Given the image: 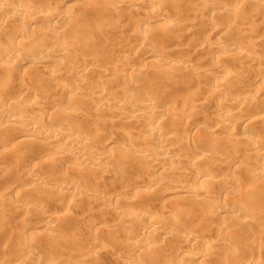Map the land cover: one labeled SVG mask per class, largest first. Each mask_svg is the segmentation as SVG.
<instances>
[{
	"label": "bare ground",
	"instance_id": "6f19581e",
	"mask_svg": "<svg viewBox=\"0 0 264 264\" xmlns=\"http://www.w3.org/2000/svg\"><path fill=\"white\" fill-rule=\"evenodd\" d=\"M186 1L188 2L189 0H186ZM186 1H185V3H186V5H188V3ZM193 1L194 0L189 1L191 6H192V4H193V6H195V3L196 4L198 3L199 5H200V3L201 4L203 3V2H199V0H198V2H197V0H196V2H193ZM221 4H223V2L221 0H217L215 2V5H216L215 8L219 9V10H217L219 12L216 11V13H220V14L224 13L225 14L224 11H226L228 9L227 8L222 9ZM252 5H253V10H251L246 15L243 14V17H242V15L240 17L241 21H243L249 27L248 31H251V32H252L253 26L255 24L254 23L255 20L258 18L257 14L259 15L264 10V5H258V4H252ZM162 6H160V7H162ZM190 7H189V9H191ZM195 8H196V12H197V10H198V12H200V10L197 9L196 6H195ZM163 9L166 10V8H163ZM193 9H194V7H193ZM213 9H214V7H213ZM54 10H55V8L54 9L50 8V9H47L46 12L44 13L41 10H38L37 8H35L33 6L22 5V4H20V5L19 4H9L8 0H0V31L2 32V30H4V32H2L3 35L0 36V64H2V66H3V69H1V71H0V123L8 125L10 128L21 129L22 135L18 137L21 140L20 144L25 145V146H27V144H29L31 147L29 149L26 148L27 150L23 151L24 154H21L22 152L19 153L20 156H18L17 153H15L16 154V156L14 157L15 159L13 158L14 161H12L9 169H11V170L14 168L16 169V167L19 165H22L25 163L30 164V163L34 162L37 159V157L40 156V155H38V151L36 152V149L38 147L39 148L45 147V149L49 148L52 152H54V153H51V156L46 157V159H48L50 161L49 164H51V166L53 165L56 168V166L59 165V167H60L61 163H63L65 161L64 160L65 155L62 156L63 153H65V154H69L74 159L79 160L80 164L83 165V166H81V165L78 166V168L76 167L79 170V171H77L78 173L81 174L85 170L87 171L88 169H93L99 173L97 178L98 177L101 178L104 175V169L101 167L102 164L99 163L100 160L98 161L96 156H98L100 158L102 156L104 157V155L100 154V153L98 154L96 148L93 147L94 144H92V142L90 140L81 137L76 132L77 130L75 131L74 130L75 128L74 129L72 128L74 126L69 125V123H71V121L70 122L69 121L68 122H60L61 120L60 121H59V119L56 120L57 116L55 114V112H56L55 108L60 106L59 101H61L62 96L59 97V95H60L58 93L59 91L58 92H57V90H56V92H55V90L50 91V89L48 87H50V85H52V84H57L58 82H60V80L62 78L60 77L61 74H59L58 72H59V70L60 71L62 70V66H63L62 64H60V62L64 61L65 59L67 60V57L69 58V55H71V53L63 50V43L60 39V25L58 24L57 21H52V19H51L52 17L54 18ZM165 10H162V8H160L158 10L159 14L149 12V11H147V12L143 11V13L145 15H143V17H142V18H144V19H142V22L144 23L145 34L142 35L140 33V27H139L140 24H136L135 30H134V38H136V40L138 42L137 44L140 47H146V46L150 47L152 45H155L153 40L156 38H163L164 36H167V34H169L171 32V31H168V29L171 26H172L171 27L172 29H174V27H176L172 31V32H175V40H180L181 38L184 37L183 36L184 32H186L188 30L190 25L187 26V23H185L186 21L184 19H183L184 21H181L178 19H176V21H175V18H173V17H174V15H176V13H174L173 16H170L171 18H173V20L169 17L166 18L167 15L165 16V14H168L170 12H169V10H167V11H165ZM163 11L168 12V13L164 14ZM191 12H195V10H193ZM170 14H173V13H170ZM199 14H201V13L197 14L198 17L201 18L202 15L199 16ZM193 15H194V17L196 16L195 13H193ZM177 16L178 15H176V17ZM226 16H228V15H226ZM165 18L168 20H166ZM263 18L264 17H262V19ZM49 19H51V20H49ZM164 19L166 21L162 22V24L160 23L159 26L157 25V26L152 27V24L154 22H158V21L161 22V20H164ZM138 20L140 21L141 18L140 19L138 18ZM138 20H137V22H139ZM38 21L43 26H45L47 24L46 27H48V25H49L50 28L49 29L46 28V29H42V30L40 29L39 33H36L37 31L34 32V29H35L34 24H36V22L39 23ZM260 22H262V21H260ZM156 24H158V23H156ZM42 25H40V26H42ZM255 26L257 27L258 25L256 24ZM35 27H36V25H35ZM257 28L256 29L254 28L256 30L254 32L256 35H257V31H258ZM47 29H48V31H47ZM172 29H169V30H172ZM254 29H253V31H254ZM259 31H260V29H259ZM28 34H30V36H36V37L29 40V42H28L24 38ZM229 34H230V32H229ZM259 35H262V34H259ZM263 36H264V34H263ZM263 36H261V37H263ZM46 41H49L50 43H48ZM242 42L243 41H239L236 43L233 42L229 46H226V44L215 43L214 48H216L217 50H220L218 52L222 53V54H217L216 59H217L218 64L214 65L216 63V61H215V63H213L214 66L212 65L213 68H211L213 70V72H215V69L220 67V64H221L220 61H222V63H224V62H226V60H227L226 63L229 62V64H232L233 70H235L234 71L235 73H236V71L240 73L241 70H242V72L245 70V67L243 66V64L244 65L246 64L248 66L246 68H253L255 70H256V68H258L260 66L259 63L261 64V62L260 61L257 62L258 58L256 60L253 59V58H255L254 57L255 53L253 52L254 50L252 49V47H254V44H252V46H245L244 45L245 43H242ZM249 42H250V39H249ZM258 42L261 43V41H258ZM204 43L205 42H203L200 45V48L198 49L199 52L202 54V53H205L208 51L207 53H209L211 55V52H213L212 51L213 47L210 45L204 44ZM251 43H254V42L251 41ZM260 43H259V45H260ZM255 44L257 45V42ZM248 45H249V43H248ZM152 47H150V48H152ZM196 47H198V46H196ZM251 49L253 51H251ZM156 52L157 51H155V52L152 51V52L148 53L146 56V60H147V62H149L153 65H158V64H160L159 62L161 61V66H166V67H165V69L162 68L163 72H162V70L160 72H162V74L168 78V79L165 78L166 80H169V78H170V81H171V78L185 75V76L191 77L192 79L190 78V80H193L194 78L197 80H202V82L206 83L207 86L210 87V90H208L207 92H205L201 95L202 96L201 101L203 103H209V104L211 102L213 103L214 99L220 98L219 96H224V95L227 96L228 94L230 95L232 93V92H230V91H233L230 88L232 86H230L229 85L230 83H228V82L233 80L231 78L232 77L234 78V76H233L234 72L230 70V67L228 68L229 72L227 71L228 76L225 75V77L223 76L224 78L219 77L218 79H216V78L214 79L213 77H210V71H209V73H207L208 72L207 70H203L204 72H201V71L198 72V71L192 69V67H194V65L192 64V61L189 60L188 58L181 57V56L179 57L176 55H174V57L172 55L171 58H164V57H162V54L161 55L157 54L159 51L157 53ZM252 53H254V54H252ZM72 55H71V57H72ZM73 57H75V55H73ZM263 57H264V53H263ZM242 58L243 59L247 58V59L245 61L244 60L241 61ZM58 59L61 61L59 62ZM259 59L261 60L260 57H259ZM44 60H46V61L51 60L49 62H53V64L51 67L44 69L43 75L41 74V77L38 76L37 78H35L36 80H34V81L31 80L32 82H30V83H32L33 85L26 82L28 80H26V78H24V76L22 77V79H21V77H18L21 74L26 73V70L22 68L23 65H26L27 63L29 64L31 62L44 63ZM71 60H72V58H71ZM73 63H72V65H73ZM76 65H78V64H76ZM168 66H170L172 68V70H169L168 68H170V67H168ZM221 66H223V65H221ZM66 67H68V65H66ZM75 67H78V66H75ZM79 67L80 68H77V69L82 74H87L89 72V70H91V69L94 72L96 71V69L90 68V66L87 67V69H88L87 71L84 70L85 65H79ZM235 67H236V69H235ZM221 68H222L221 72H223L224 68L223 67H221ZM225 68H226V64H225ZM242 68H244V70ZM64 69H63V71H65ZM67 69H69V68H67ZM211 69H209V70H211ZM68 71H65V72H68ZM131 71L133 72V68ZM216 71H218V70H216ZM250 71H251V69H250ZM90 72H92V71H90ZM135 72H136V70H135ZM246 73H247V71H246ZM106 74L107 73H105V72H103V73L101 72L102 76H106ZM164 76H162L163 80H165ZM211 76H213V75H211ZM236 76L238 77V75H235V77ZM18 78H20V79H18ZM31 79H33V78H31ZM19 80H21V81H19ZM240 81H241V79H240ZM260 81L264 83V75L261 77ZM33 82H35V83H33ZM83 82L84 81L81 78L77 77L75 80L72 81V83L70 85L67 83L59 84V86H60L59 89L61 90L60 91L61 95L62 94L67 95L73 101L72 100L69 101V102H71L70 107L67 106L65 108L66 112L63 111L64 113H62V114H60L59 112L58 113L61 115V117L63 116V114L67 113L68 116L66 117V115H65V117L68 118L70 114H71L70 115L71 117L73 115H75V116L77 115L76 117H78L80 114H82L81 112H83L85 109L86 110L87 109L88 110L93 109L92 112L99 113L100 115L107 110L109 112L112 111V112L116 113L117 116L120 115L119 117H121L122 120H124V121H129V122L134 123V124L141 123L143 125H146V128L143 129L142 133L137 135L138 136L137 138H136V136H135V138L130 137L132 140H134L133 141L134 144L131 143L133 146H130V143H129V145H127V146L133 147L134 149L132 150V149H129L128 147L123 148L126 150L129 149V151L132 150L130 153L128 151H126V152H128V154L125 153L126 162L125 161L124 162L126 163V165L128 164L129 166H132L133 168L136 169V170L134 169L133 172L140 171L142 169L148 170L149 167H150V169H151V167L153 168V166H151V165H154V167H156V169H158V171L159 170L161 171V174H160V177H158V179H154L156 176L155 177L153 176L154 178L153 177L151 178L150 177L151 174H148V171L150 169L148 171L146 170V173L148 174V176L146 174L145 175H146V177H150L149 179H147L149 181L148 182L143 181L144 180V178H143V180H142L143 182H138L139 180L141 181V179H140L141 177H139V175L136 172L134 175L138 178L135 177V179H137L136 180L137 183H135L136 185L134 187H132V192L135 191L137 193V191L141 190V189H144L146 191L147 190H154L155 191V190L161 188L162 186H164L165 184H171L170 191H169V193L170 192L171 193L168 196L175 195L176 193H178V195L176 194L177 197L171 199L173 202V207L175 206V208H176L175 210H176L177 214L179 213L178 211H180V213H182L181 211L184 210V208L186 206V204H184V203L188 197L189 198L191 197L190 199L192 200L191 201L192 203L193 202L198 203L199 201L200 202L201 201H207L210 197H213L214 192L208 187L212 184L214 185V182L217 184H218V182H220L225 187H227L228 189L232 188L233 190L238 185L237 181L235 179H233V177L228 179V177L222 178V176H221V178L223 180L221 179L219 181L218 179L220 177L218 178V176H210L211 171L212 170L214 171V169H212V167L214 168V166L216 167V165H217L216 168L221 167L220 165L216 164L214 161L223 160L226 158V156L235 158L237 152H240L241 158H243V156L247 155V152L250 150L251 145L250 144H244L243 146H238L237 144H233V146L235 145L234 147H236L234 149V147L231 144H229L228 142H224L226 139L223 140L222 138H220V137H222V136H220V134H219V136H217V134L220 132L219 130H221V131L226 130V133L228 136L227 138H229V139H230V137H234L235 135L230 130V128H229L230 124H228V123H232L236 120V121L240 122L241 124L243 123V125L241 127V131L243 134L246 131H248L249 133H255V137H256L257 141L264 143V128L261 127V125L264 126V108H262L263 110H261V112H260V110H258L259 113H256V114H259V115L257 117H255L251 123L246 122L247 119L249 118L248 117L249 115L247 113H250L249 112L250 110L248 109V107H250V109H251V104H253V103L256 104L257 103L256 100L259 97L257 98V97L252 96V98H250V97H243V96L242 97L235 96L233 98L231 97L230 102H227L225 100L224 101L223 100L216 101L220 107H222V108L224 107L223 110L225 112H223L222 116L218 120H216V122L214 124L215 130L211 131V133H208L206 135V137H207L208 135L211 136V134H212V138L208 137L209 140H207V138L203 135L200 136L201 138L198 137L199 135H195L198 137V138L197 137L196 138L199 141H197V139H194V141L200 142V143L202 142L203 145L202 144H200V145H202L203 147H198L200 145H198V143H197V145H198L197 146V145H195L196 143H194L193 145L196 146L197 150H196V154H194L192 156L189 153H188V155L186 153L189 148L185 150L186 152H184V153H186V154L183 153L184 154L183 155L180 153L181 151H179V147L181 146V147H183V149L187 148L186 145H185V147H184V145H182V142L184 144V142H186V139H187V138H183V137L185 134L189 135L188 133H190L191 129H193L192 128L193 127L192 122H193L194 118L196 117V115H198V113H196V111L201 104H195L194 105L193 102H188L187 103L188 106H186L184 109L182 108L181 112L184 113V115L182 116L183 122L181 123V125H182L181 128H178L180 126L167 127V124H165L167 122V120L165 122V118L167 119L166 115H168V112L170 111V109L166 108V110H165L163 108L164 109L163 113H159V114H161V116H159V119H162L163 122L159 125V131L156 134H152L149 131V126L151 124H153V122L155 120L158 119V118L154 117V114L156 112L158 113L159 109H162L160 107V105L159 106L157 105V101L156 102H154L153 100H152L153 102L152 101H149V102L148 101H140L137 99L136 100L132 99V97L131 98L128 97L125 99L121 98L119 100L118 99L117 100H115V99L114 100H112V99L106 100V98H105V89L106 88L105 87L109 86V85L105 86V84H103L104 86L101 85L102 87H100L99 86L100 84H98V87L96 86L97 88L95 87L92 89V86L87 87V85H84ZM240 84H238V86H240ZM111 85H112V82H111ZM32 86L33 87L35 86L38 89H37V91L34 92L35 95H33V93H32L33 97L34 96H36V97L35 98L31 97L29 99L28 97L30 96V94H31L30 91L32 90L30 88ZM57 86H58V84H57ZM39 93H41V94H39ZM83 93L85 95L87 94L88 98L90 99V100L88 99L89 104H87L88 101H87V103H82V101L81 102L79 101L80 99H78V98H82L84 95ZM238 95H240V94H238ZM257 95L258 94H256V96ZM260 95H261V92H260ZM58 98H61V99H58ZM47 99H49V101H48L49 104H48V107H46L47 108V110H46L44 108L48 103ZM261 99H264V98L260 97V100ZM91 101L93 102L92 104H90ZM72 102H74V103H72ZM186 102H184V104H186ZM259 102H261V101H259ZM234 103H238L239 105H245V106L243 108L236 109V110L234 108L233 109L227 108ZM148 105H151L153 107V111H151V112L147 111L146 106H148ZM53 108H54L55 112H53V113L51 112L49 114L48 110H51ZM124 108L125 109L127 108L128 110H125ZM183 110H184V112H183ZM69 112H70V114H69ZM146 112H147V115H145ZM137 113H139V115H136ZM182 113H181V115H182ZM51 114L52 115L55 114V119H54V117L51 118ZM131 115H136V119H129L128 117ZM155 116H156V114H155ZM170 116H171V113H170ZM168 117H169V115H168ZM94 119H96V118H94ZM245 124H247V129H245V127H244ZM94 125H95V123H94ZM93 129H94V127H93ZM93 134H95L94 135V136H96L95 138H97L99 135V133L97 135L96 130H95V132H93ZM128 134H132V133H128ZM128 134H125L124 139L128 136ZM203 138H204V141H203ZM127 139H128V137L126 138V140ZM184 139H185V141H184ZM127 141L129 142V139ZM130 142H132V141L130 140ZM119 143L114 139L104 140V142H103V144L106 147H111V149L112 148L113 149L119 148L120 147ZM170 143L174 144L177 148L174 147L175 150L170 149L171 147L169 148V146H168V145H170ZM224 143H226V144H224ZM216 144L218 146L217 149L218 150L220 149V155L221 156L226 155V156H224L225 158L214 159L211 156H206L204 159H200L201 156H204L205 153L209 152V150H206L205 148H210V150H211V148L216 149V147H213L214 145L216 146ZM121 145L123 146V144H121ZM219 145H222V146H219ZM188 146H190L189 143H188ZM160 148L163 149L164 151L161 152ZM4 150H5V148H2L1 152L6 153V150L8 152V149H6L5 151ZM180 150H181V148H180ZM11 151H13V150L9 149V152H11ZM155 151L156 152L158 151V152L155 153ZM151 152H153V153H151ZM214 152H215V150H214ZM217 154H219V153L217 152ZM13 156H14V154H13ZM105 158L108 159V161H111V158L109 156H105ZM124 159H125V156H124ZM212 159H214V160H212ZM124 162H123V164H124ZM185 162H189L190 164H192L193 167L195 166V170L193 168H192L193 170L182 169V166H183L182 163H185ZM230 163H232L231 159H229L228 163L224 164L221 168L222 169H227L228 167L230 168V166H233V164H230ZM190 164H188V165H190ZM228 164H230V165H228ZM124 165H123V167H129L128 165L127 166L126 165L124 166ZM227 165H228V167H225ZM123 167H122V169H123ZM199 168L201 171L198 172L197 170H199ZM208 168H210L211 170L210 169L208 170ZM125 169H127V168H125ZM204 170H206V173L203 172ZM33 171H35V169H33L32 172ZM38 171H35L34 173H32L33 175L30 173L32 176L30 175L29 177H30V179L32 177V180L34 181V183L41 184L42 182H45V181H43L44 176H42V173L38 172ZM150 172H152V171H149V173ZM228 172H229V170H228ZM108 173L110 175V173H112V169H108ZM138 173H140V172H138ZM4 175H5V173L4 174L2 173V175L0 177V180H1L0 183L3 182ZM226 176H229V175H226ZM97 178L95 179V183L93 185L87 186V185H85V183L83 184L84 181L82 182L78 179V176H77V178H72V177L62 175L61 177L58 178V180H56L57 182L54 183L53 186H50L48 188L47 193L41 194V192L39 191L38 193H40V194H38V195L36 194V197L34 196V198H33V195H30V196H32V199H28L31 197L29 196L27 198V195L23 194L24 190H22V194L20 193L21 190H19V191H18V189L15 190V188H16V187L14 188L15 185H5V187L3 186V189H1V191H0V201L4 202V200L7 201L9 199H12V197H15V199H17V202H19V204L15 205V206H17L20 209L21 213L22 212L25 213L24 210L26 209V207L25 208L20 207V205L24 204L25 202H27V203H25L28 206L27 210L29 208V210L42 213L44 211L43 209H45V207H47L46 206L47 204L45 205V203L48 202V201H46V198L51 199L54 196L55 199L58 197V198H60V200H61V198H65V199L67 198V201H69V203L66 206L67 207L66 209L68 210L70 208L69 211L71 210V208L72 209L78 208V207L80 208V206H83L85 209V208H87V207H85L86 205L81 204L82 202H80L81 200L79 201V198L85 197L87 199L88 197L93 196L92 193L98 192V191H100V189H102V190L105 189V184H103V182H101L103 180H99L100 178H98V179ZM181 178H191L192 180L195 181V185L189 184L187 182L185 183V182L181 181ZM4 179H5V177H4ZM49 179H50V177H49ZM239 179L241 180L244 178H239ZM261 185H264V184L256 185L254 188L255 190L254 189L253 190L256 191L257 187L259 188V189L257 188L258 190H260V188L264 189ZM237 188H238V186H237ZM108 189H110V188H108ZM123 190H124V188H122V191ZM233 190H232V192H228V193L225 192V195L227 194L226 196L228 197V199H231L234 201L233 202V201L229 200L230 203L233 202L235 204V205L232 204L234 206L226 205V204L224 205L221 203V204H218V206L214 208L215 212L217 214L219 213L220 218L223 219L225 222H223L222 224L217 226V228L215 230L216 236H217L216 239L218 241H216L215 243L213 241H212L213 243H211V241H210V244H208L206 247H204L203 251H202V244H199V247H198V245H197L198 243L196 242V237H194L192 234H187L184 231V228L183 229L178 228L179 224H177L178 227L176 226V224L172 225V227L174 226L173 227L174 229H175V227L177 228L176 230H173V232L167 231L166 230L167 227L163 228L162 226H160V224L158 223L159 221H170V222L173 221L172 219L174 218L173 217L174 215H170V213H172V212L164 213V212H162V210L160 212H158V211L155 212L151 209H147L146 211H144L145 207L142 210H140L141 208L140 207H139L140 209L137 208L138 206L137 207L136 206H128L126 204L124 206L118 205L117 207H114L113 210H111L112 213L114 214V216L118 217V219H117L118 222L110 225V227H109L110 231L109 232L112 234V232L115 233V231L117 232V230L123 231L126 228V225H124V221L126 223H128V225L132 224V223H136L141 216L145 220H147L148 222L157 223L159 226H157V224H156V226L155 225L151 226V224H150L149 226L151 227V229H149V231H147V232L144 231L145 233L142 235V237H140V239L134 238V239H131L132 242L126 241L125 245H127L126 243H128L129 245L132 246L131 248H133V250L138 249V248H142V247H146L149 250L156 249L154 246L149 247L148 242L145 243V240H149V239L153 238L154 236L155 237L156 236L161 237V239L165 242L167 240L171 241L172 238L177 237V239L182 242V245L178 246V248L175 250V253L177 255V258H179V261L181 264H222V263L223 264H248V260L251 257L242 259V256L240 257V252L236 253L235 250L237 248L235 249L234 247H236V246L238 247V246H240V244L243 245L245 243V241H247L250 238H248V239L245 238V241L240 239L239 241H242V243H240L236 246H233V244H234L233 243V237L234 236L230 235L224 227H225L226 223H228L230 221L232 222V220L234 222V220L236 221V219H237V222L240 221V224H242L244 226V228L247 225L252 226V224L263 222L264 221V205L262 203L263 206H261L260 203H257L258 202V201H256L257 199L255 200V198L252 197V196H254L253 194H251V195H245L244 194L245 195V197H244V195H241V193H240V195L242 196L241 198H244V199H241V200H243V203L241 202L242 203V206H241V203L239 205L237 202H235V201H238L239 195L237 197V195L235 194L236 191L234 192ZM116 192H117L116 190L115 191L113 190V192L111 191L110 193L111 194L115 193V195H116ZM173 192L175 194H173ZM26 193L30 194V192L28 193V191ZM119 193H121V192L119 191ZM119 193H117V194H119ZM237 193H238V191H237ZM226 196H224V197L226 198ZM68 198H70V199H68ZM94 198L95 197H93V199ZM90 199H92V198H90ZM90 199L88 201H90ZM105 199H107V198H105ZM190 199H188V200H190ZM228 199H227V201H228ZM44 200L46 202H44ZM54 200H52V201L54 202ZM58 200H57V202H59ZM102 200L104 201V199H102ZM82 201H84V200H82ZM98 201H100V200H98ZM98 201H97V204L99 203ZM261 202H263V201H261ZM48 203L50 204L52 202H48ZM101 203H103V202H101ZM104 206L105 205L103 204L102 209H104ZM239 206H241V207H239ZM105 208H106V206H105ZM122 209H124L123 212H121ZM186 209H187V207H186ZM27 210H26V212H27ZM163 211H166V210H163ZM87 214H88V212H87ZM55 220H58V219H56L54 217H48L46 223L48 226H51V224L53 225V223L54 224L56 223ZM203 220H205V219H203ZM204 222H206V220ZM174 223H176V222H174ZM240 224H239V227L242 226ZM243 226L240 228L243 229ZM258 232L260 234H264V227L259 228ZM74 234H75V232L73 231V235ZM56 235L58 236L59 240H61L62 242L63 241H71L74 239V236L71 234L70 235H64V233L62 234V233L57 232ZM260 236L261 235H259V237ZM78 237H79V235H77V239L79 240ZM235 239H237V238H235ZM74 240L76 241V239H74ZM75 241H74V243H76ZM203 242H205V241H203ZM219 242L221 244L224 243L225 245L224 244L221 245ZM192 243H195V244L197 243L196 245L199 248V249L197 248L196 251H194V253L191 252L188 248L190 246L188 244H191V246H192ZM237 243H239V242H237ZM246 243H248V242H246ZM245 244H244V246L249 245V247H251V245H252L250 243H248V245H245ZM242 245L239 248H241ZM244 246L241 249H244ZM238 249H237V251H238ZM246 249H249V248H246ZM49 250H51V249L49 248ZM55 251H56V253L58 252V250H55ZM52 252H53V250H52ZM100 252L102 254H106V255L110 254V251H100ZM238 253H239V255H238ZM216 254H217V256H219L220 260L222 261V262L220 261L221 263L219 261L217 262L216 259L213 260V258Z\"/></svg>",
	"mask_w": 264,
	"mask_h": 264
},
{
	"label": "rangeland",
	"instance_id": "374dc122",
	"mask_svg": "<svg viewBox=\"0 0 264 264\" xmlns=\"http://www.w3.org/2000/svg\"><path fill=\"white\" fill-rule=\"evenodd\" d=\"M164 1H165L164 2L165 4L163 3L162 4L163 6L160 5V6H162L160 8H162V10H165L163 8H166L165 11L169 10L170 13H173V14H170L168 12L163 11L164 14L168 13V14H165V16L167 15L166 18H168V17L171 18L170 16H173L174 13H176V15H178V16L176 17V15H174V17H173V18H175V21H176V19L181 20V21L185 20L186 21L185 23H187V26L190 25L188 30L186 32H184L183 38H181L180 40H175V32H172V31L176 27L173 26L174 29H172L171 28L172 26H171L169 29H172V30L168 29V31H171V32L169 34H167V36H164L163 38H156L153 40V42L155 43L156 46L155 45H152L153 47L150 46L152 48L147 47V46L146 47H140L137 44L138 42H137L136 38L130 40L127 44H125V53H124L125 55H128L129 49H130L131 69L128 70V73H125V69L122 65H120L119 63H113V66L111 68H108V70L105 72V73H107L106 76H102L100 69L98 67L92 66V62L89 61L87 64V67L90 66V68L96 69V71L94 72L91 69V70H89V72L87 74H82L79 72V70L77 68H80L79 65H85L83 59L81 57H78V56H75L76 57L75 58L71 54L72 57H71V55H69V58L67 57V60L65 59L64 61H61L58 59L59 62L60 61L62 62V63L60 62V64L63 65V66L61 65L62 70L61 71L59 70V72H58L59 74L62 75V76L60 75V77L62 79L60 80V82L57 83L58 86H57V84H52V85H50V87H48L50 89V91H53V90H55V92H56V90H57V92L59 91L58 92L60 94L59 97L62 96V99L58 98V99H61V101H59L60 106L55 108L56 112L53 108V109H51L52 111L48 110L49 114L51 112L52 113L55 112V114L57 116L56 120L59 119V121L61 120L60 122H68V121L70 122L71 121V123H69V125L74 126L72 128L73 129L75 128L74 130L75 131L77 130L76 132L81 137L90 140L92 142V144H94V146L93 145L92 146L96 148L98 154L100 153V154L104 155V157L102 156L100 158L98 156H96L97 160L98 161L100 160L99 161L100 164L105 165L106 162H113L112 158L116 157L117 159H116L115 163H116V170H118L119 177H120L119 181L117 183H112V182H110V180L107 177H105L104 178L105 180L103 179V181H101V182H103V184H105V189H103V190L100 189V191L92 193L93 196L88 197L87 199L85 197L84 198L78 197L79 201L81 200L80 202H82L81 204L86 205L85 207H87V208H85V209L83 206H80V208L79 207L74 208V209L71 208V210L69 211L70 208L68 210L66 209L67 208L66 206L69 203V201H67V198L66 199L61 198V200H62L61 201L60 198L57 197L59 199L58 200L57 198L55 199V197L53 196V198H51V199L52 200L55 199L56 200V201L54 200L55 203L50 198H48V199L46 198V201L52 202V203L49 204L48 202H46L44 200V202H46L45 205L47 204L46 205L47 207H45V209H43L45 212L43 211L42 213L29 210V208L27 210L28 206L25 204L27 202H25V203L23 202L24 204L20 205V207L21 208L26 207V209L24 211H25V213H27V215H25V213H23V212L21 213L20 209L17 206H15V205L19 204V202H17V199H15V197H12V199H9L7 201L4 200V202L0 201V206H2V207H0V217H2L3 221H4V224H3L4 235L9 234V230L10 229H16L17 226H19L18 231H23L24 228L33 229L34 231L32 232V238L34 240H40L41 237L43 235L47 234L49 231L55 232V234L57 232L62 233V234L64 233V235H70V234L73 235V231H74L75 234L77 233L76 235L75 234L73 235L74 239H76V241L74 239L71 241L72 242L75 241L76 244H79L83 247H89L94 242V236L103 235L105 233H110L109 232L110 231V228H109L110 225L118 222V220H117L118 217L114 216V214L112 213L111 210H113V208L117 207L118 205L124 206L126 204L128 206H136V207L138 206L137 208L140 207L141 208V209L139 208L140 210H142L145 207L144 211H146L147 209H151L155 212L156 211L160 212L161 210L164 213L172 212V213H170V215H174L173 217L175 218V219L174 218L172 219L173 223L170 221H159L158 223L160 224V226H162L163 228L167 227L166 228L167 231L173 232V230H176L177 228L175 227V229H174L173 228L174 226L172 227V225L176 224V226H177V224H179V227L177 226L178 228H182V229L184 228V231L187 234H192L194 237H196V242L198 243V244L197 243L196 244L198 245V247H199V244H202V251L204 250V247H206L208 244H210V241H211V243H213V242L215 243L216 241H218L216 239L217 236H216L215 230H216L217 226H219L220 224H222L225 221L220 218L219 213L217 214L215 212L214 208L217 207L218 204H221V203L224 205L225 204L231 205V206L235 205L233 203L234 201L231 199H228V197L226 196L227 194L225 195V192L226 193L232 192V190H233L232 188L228 189L222 183L218 182V184H217L214 182V185L212 184L209 187L207 186L208 188H210L214 192V194H213L214 196L212 195L213 197H210L207 201H201V202L199 201L198 203L197 202L192 203L191 202L192 200L190 199L191 197L190 198L188 197L184 203V204H186V206L184 205L185 206L184 210L181 211L182 213H180V211L177 210L179 212L177 214V212L175 210L176 208H175V206L173 207V202L171 199L177 197L176 194L178 195V193L175 194L173 192V194H175V195L168 196L171 193V192L169 193L171 184H165L164 186H162L161 188H159L155 191L154 190H147L146 191L144 189H141L142 191L138 190L137 193L135 191L132 192V187H134L136 185L135 183H137L136 182L137 179H135L136 176L134 175L136 172L139 175V177H141L140 178L141 181L139 180L138 182H143V181L148 182L149 180H147V179H149L150 177L152 178L153 176L154 177L156 176L155 178L153 177L154 179H158V177H160V174H161L160 170L158 171V169H156V167H154V165H151V166H153V168L151 167V169H150V167H149L150 170L149 169L148 170L152 171V172L149 173V171L146 169L148 171V174H151V176L146 177V175L148 176V174L146 173V170L142 169L143 171L140 170V171L133 172L135 168H133L132 166H129L128 164L127 165L129 167H123L124 164L126 165L125 153L128 154V152L130 153L134 149L133 147H130V146H133L131 143H133V141H134L131 138L132 137L135 138V136L137 138L138 137L137 135L142 133L143 129L146 128V125H143L141 123L134 124V123H131L129 121H124V120H122L121 117H119L120 115L117 116L116 113H114L112 111L109 112L107 110L105 111L106 113L105 112L102 113L103 115L102 114L100 115L99 113L92 112L93 109L92 110L91 109H89V110L85 109L83 111L84 113L81 112L82 114H80L78 117H76L77 115L76 116L73 115L71 117L70 112H69L70 115L68 118H66L68 116L67 113L63 114L62 117L60 115V114L64 113L63 111H65V108L67 106L70 107L71 102H69V101H71L72 99H70L69 96H67V95H63V94L61 95V92H60L61 90L59 89L60 88L59 84L67 83L70 85L72 83V81L75 80L77 77L81 78L84 81L83 82L84 85H87V87L92 86V89L95 88L96 86L98 87V84H100L99 85L100 87L104 86L103 84H105V86L109 85V86L105 87L106 88L105 89L106 100L107 99L108 100H111V99L112 100H114V99L119 100L121 98L125 99L128 97L129 98L132 97V99H135V100L137 99L140 101H148V102L152 101V100L154 102L157 101V105L158 106L160 105V107L162 109L163 108L165 110H166V108L170 109V111L168 112L169 117H168V115H166L167 119L165 118V122L167 120V122L165 123V124H167V127L180 126L178 128H181V126H182L181 123L183 122L182 116L184 115V113H182L181 111H182V108L184 109L186 106H188V104H187L188 102H193L194 105L195 104H201L197 109L198 112L196 111V113H198V115H196V117L194 118V120L192 122V126H193L192 128L193 129H191V132L188 133L189 135L185 134L186 136L184 135V137H183V138H187V139H186V142H184V144L182 142V145H184V147L186 145L187 148L183 149V147H181V146L179 147V151H181L180 152L181 154L186 152L185 150L189 148L186 153H187V155L189 153L192 156L194 154H196V150H197L196 146H194L193 144L196 143L195 145H197V143H198V145H200V144L203 145L202 142L201 143L195 142L194 139H197L201 135L206 137V135L208 133H211V131H214L215 130L214 124H215L216 120H218L222 116L223 112H225L223 110L224 107L223 108L220 107L216 101H220V100L224 101L225 100L227 102H230L231 97L233 98L235 96H238V97L243 96V97H250V98H252V96L257 97V98L259 97L258 99L256 98L257 100L255 99L257 102L256 104L255 103L251 104V109H250V107H248V109L250 110L249 111L250 113H247L249 115L248 116L249 118L247 119L246 122H248V123H249V121L252 122V120L259 115V114H256V113H259L258 110H260V112H261V110H263L262 108H264V99L260 100V97L264 98V95H263L264 94V83L260 81L261 77L264 75V67H263L264 66L263 65L264 64L263 63L264 62L263 61L264 60L263 59L264 58L263 57V53H264V49H263L264 48V36H263V34H264L263 33L264 32V23H263L264 18L262 19V17H264V10L259 15L257 14L258 18L254 22L255 24L253 26V29L254 28L256 29L258 27L257 28L258 31H257V35H256L254 33L256 30L254 29V31H253V29H252L253 33L251 31H248L249 27L247 26V24H245L240 19L241 15L243 17V14L246 15L251 10H253L252 4L242 5L238 2V0H221L223 2V4H221V8L222 9L227 8L228 10H226V11L223 10L225 12V14L224 13L220 14V13H216V11L219 10V9L215 8L216 7L215 2L217 0H204V1L199 0V2L204 3V4L200 3V5L198 3H197L198 5L195 3V6L197 7V9L200 10V12H198V10L196 12V8H195V6H193V4H192V6L190 5L189 1H192V0H189L188 2L186 0H183V1L182 0H164ZM185 1L188 3L189 6L186 5ZM193 2H196V0H194ZM197 2H198V0H197ZM8 3L9 4H19V5L22 4V5L33 6V7L37 8L38 10H41L44 13L46 12L47 9H50V8L51 9L55 8L56 11L59 10L56 7V0H8ZM189 7L191 9H189ZM193 7H194V9H193ZM213 7H214V9H213ZM192 9L195 10V12H191V11H193ZM55 10H54V15L56 12ZM143 11L147 12L148 10L146 8L143 9L140 12L139 16L136 18V20H138V18L139 19L141 18L140 21H142V19H144V18H142L143 15H145L143 13ZM217 12H219V11H217ZM193 13L196 14L195 17L193 15ZM198 13H201V14H199V16L202 15L201 18L198 17V15H197ZM226 15H228V16H226ZM173 18H171V19L173 20ZM51 19H52V21H57L53 17ZM51 19H49V20H51ZM165 19L161 20V22L160 21L154 22L152 24V27L157 26V25L159 26L160 23L162 24V22L168 20V19H166V20ZM260 21H262V22H260ZM139 22H137L136 24H140ZM156 23H158V24H156ZM256 24L258 25L257 27L255 26ZM35 25H36V27H35ZM40 25H42L40 22L39 23L36 22V24H34V28H35L34 32L37 31L36 33H39L40 29L42 30V29H46V28L49 29L50 28L49 25H48V27H46L47 24L45 26H43V25L40 26ZM48 29H47V31H48ZM259 29H260V31H259ZM2 32H4V30H2ZM2 32L0 31V36L3 35ZM229 32H230V34H229ZM259 34H262V35H259ZM261 36H263V37H261ZM35 37L36 36H30V34H28L24 38L26 39V41L29 42V40H31ZM98 37H99V35H98ZM110 38L112 39L113 43H116L117 41H119L121 39L118 31L111 32ZM252 38L253 39L255 38V39L253 40ZM249 39H250V42H249ZM239 41H243L242 43H245L244 44L245 46H252V44H254V47H252V49L254 51L251 49V51H253L255 53V54L252 53L255 55L254 56L255 58H253V59L256 60L258 58L257 62H259V61L261 62V64L259 63L260 68L258 67V68H256V70L253 68H246L248 66L246 64L245 65L243 64V66L245 67V70H244V68H242V69L245 72L244 71L242 72V70H241L242 73L241 72L239 73L237 71L235 73L234 72L235 70H233L232 64H229V62L226 63L227 60L225 59L226 62L223 61L224 63H222V61H220L221 62L220 67L215 69V72H213V70L211 68H213L214 65L218 64L217 59H216L217 54H222V53L218 52L220 50H217L216 48H214L215 43L226 44V46H229L231 43H233V42L236 43ZM251 41H253L254 43H251ZM258 41H261V43ZM46 42L50 43L49 41H46ZM203 42H205L204 44H207V45H210L213 47V49H212L213 52H211V55L209 53H207L208 51L205 53H202V54L199 52L198 49L200 48V45ZM247 42L249 43V45ZM256 42H257V45L255 44ZM259 43H260V45H259ZM196 46H198V47H196ZM152 51H154V52L159 51L158 53L157 52L156 53L159 55L162 54V57H164V58H171L172 55H173V57H174V55H176L179 57L181 56V57L188 58L189 60L192 61V64L194 65V67H192V69H194L198 72H200V71L204 72L203 70H207L208 71L207 73H209V71H210V77H213L214 79L215 78L218 79L219 77H223V76L225 77V75H227V73L229 72L228 68L230 67V70L234 72L233 73L234 78L233 77L231 78L233 80L230 79L231 81L228 82V83H230L229 85L232 86V87H230L231 90H233V91H230L232 93L230 95L228 94L227 96L226 95L219 96L220 98L214 99L213 103L212 102L210 104L209 103H203L201 101V97H202L201 95L203 93L207 92L208 90H210V87L207 86L206 83L202 82V80H197L195 78L193 80H190L191 77H188L185 75L171 78V81H170V78H169V80H166L168 78L162 74L163 69H165L166 66H161V61L159 62L160 64L153 65V64L147 62V60H146L147 54L152 52ZM259 57L261 58V60L259 59ZM71 58L73 61L71 60ZM116 59H119V54H117ZM246 59L247 58H244V59L242 58L241 61H243V60L245 61ZM45 61L46 60H44V63L31 62L29 64L27 63L26 65H23L22 68L26 70V73L21 74L18 77H21V79H22V77L24 76V78H26V80H28V81H26V80L25 81L28 83L32 82L31 80H33V81L36 80L35 78H37L38 76L41 77V74L43 75L44 69L51 67L53 64V62H49L51 60H47L46 62ZM215 61H216V63H215ZM72 63H73V65H72ZM213 63H215V64L213 65ZM76 64H78V65H76ZM225 64H226V68H225ZM66 65H68V67H66ZM221 65H223V66H221ZM75 66H78V67H75ZM168 67H170V66H168ZM221 67H223L225 69V70L223 69V72H221L222 71ZM67 68H69V69H67ZM132 68L134 71L136 70V72H135L136 74L145 77L146 80L153 85V88L151 89V91H148V90H145L144 92H140V91L133 92L132 91V89L129 87V83H128V81L134 79V76L132 75V71H131ZM1 69H3L2 64H0V71H1ZM63 69L65 71L69 70L70 72L69 71L65 72V71H63ZM168 69L172 70L171 67ZM209 69H211V70H209ZM235 69H236V67H235ZM250 69H251V71H250ZM161 70H162V72H160ZM216 70H218V71H216ZM90 71H92V72H90ZM246 71H247V73H246ZM211 75H213V76H211ZM235 75H238V77L237 76L236 77L239 80L235 77ZM162 76H164V79L165 78L166 79L163 80ZM126 77H127V79H126ZM31 78H33V79H31ZM18 79H20V78H18ZM240 79H241V81H240ZM19 81H21V80H19ZM35 82H33V83H35ZM111 82H112L113 86L111 85ZM30 84L33 85L32 83H30ZM238 84H240V86H238ZM32 87L30 88L32 90L30 91L31 94L28 97L29 99L31 97L32 98L36 97V96L33 97V95H35L34 92L37 91L38 88H36L35 86L33 88ZM260 92H261V95H260ZM32 93H33V95H32ZM39 94H41V93H39ZM238 94H240V95H238ZM256 94H258V95L256 96ZM78 99H80L79 101L80 102L82 101V103H87V101H88L87 104H89L90 99L88 98L87 94L86 95L84 94L82 98H78ZM258 100L261 102H259ZM48 101H49V99H47V102ZM184 102H186V104H184ZM72 103H74V102H72ZM92 103L93 102L91 101L90 104H92ZM48 104H49V102L47 103V105L45 106L44 109L47 110L46 107H48ZM244 106L245 105H239L238 103H234L227 108H230V109L234 108L236 110V109L243 108ZM125 110H128V109L126 108ZM183 112H184V110H183ZM159 113H160L159 111H158V113L156 112L155 113L156 116L154 114V117L159 119V116H161V114H159ZM170 113H171V116H170ZM181 113H182V115H181ZM55 114L54 115L51 114V118L54 117V119H55ZM93 114L94 115L96 114V115L94 116ZM65 115H66V117H65ZM94 118H96V119H94ZM94 123H95V125H94ZM228 124H230L229 128L235 136L233 135L234 137H230V139L227 138L228 136H227L226 130H223V131L219 130L220 132L217 130L219 132L217 134V136H219V134H220V136H222L220 138H222L223 140L226 139L224 142H228L229 144H231L233 146V144H235V143H233L234 138L244 135L241 131V127H242L243 123L241 124L240 122L235 120L234 122L228 123ZM93 127H94V129H93ZM261 127L264 128V126H262V125H261ZM95 130L97 132V135L99 133L97 138H95L96 136H94L95 134H93V132H95ZM21 132H22L21 129L10 128L8 125L0 123V152H1L2 148H5V150L8 149V152L6 150V153L5 152L0 153V177H1L2 173L3 174L5 173V175H4L5 179L2 176L3 182L0 183V191H1V189H3V186L5 187V185H15L14 186V188L16 187L15 190L16 189H18V191L21 190L20 191L21 194H22V190H24L23 194L27 195V198L30 195H33V198H34V196L36 197V194L37 195L40 194V193H38L39 191L41 192V194L47 193L48 188L50 186H53L54 183L57 182L56 180H58V178L61 177L62 175L72 177V178H77V176H78V179L82 182L84 181L83 184L85 183V185H87V186L93 185L95 183V179L97 178L99 173L93 169H88L87 171L85 170L81 174L78 173L77 171H79V170L77 168H78V166L81 165L80 161L77 159H74L69 154L63 153L62 156L65 155V159H64L65 161L63 163H61L60 167H59V165L56 166V168L53 165L51 166V164H49L50 161L48 159H46V157L51 156V153H54V152H52L49 148L45 149V147H41V148L38 147L39 149L38 148L36 149V152L38 151V155H40L35 160L36 162L34 161L30 164L25 163L26 165L25 164H22L23 166L19 165L16 167V169L15 168L12 170L9 169L12 161H14V159H15L14 158L16 156L15 153H17V155L20 156L19 153L22 152L21 154H24L23 151H26L27 149L31 148L29 144H27V146L20 144L21 140L18 137L22 135ZM128 133H132V134H128ZM125 134H128L127 137L129 139V142L127 141L128 139L126 140L127 137L124 139ZM195 135H199V136L197 137ZM208 137L212 138V134H211V136L208 135L206 137L207 140H209ZM204 138H203V141H204ZM110 139L111 140L114 139L118 143L120 142L119 143L120 147L115 148V149H113V148L111 149V147H106L103 144V142H104V140H110ZM130 140L132 142H130ZM184 141H185V139H184ZM197 141H199V140L197 139ZM129 143H130V146H127V145H129ZM188 143L190 146H188ZM121 144H123V146ZM224 144H226V143H224ZM202 145H200L198 147H203ZM222 145H219V146H222ZM168 146H169V148L171 147L170 149L175 150L174 147H176V146L174 144L170 143V145H168ZM124 147L125 148L128 147L129 149H132V150L129 151V149H127V150L123 149ZM213 147H216V149L211 148L212 151L210 150V148H205V147L204 148L206 150H209V152L210 151L212 152L211 157L214 159L225 158L224 156H226V155H223V156L220 155V149L219 150L217 149L218 148L217 144H216V146L214 145ZM180 148H181V150H180ZM235 148L236 147H234V149ZM9 149H11L13 151L9 152ZM214 150H215V152H214ZM126 151H128V152H126ZM160 151L163 152L164 150L160 148ZM157 152L155 151V153H157ZM217 152L219 154H217ZM12 153L14 154V156ZM151 153H153V152H151ZM186 153H184V154H186ZM105 156H109L111 158V161H108V159H106ZM124 156H125V159H124ZM226 158H228V157L226 156ZM214 159H212V160H214ZM123 162H124V164H123ZM182 164H183V166L182 165L181 166H182V169H184V170H186V169H190V170L194 169L195 170V166L193 167L192 164H190L189 162H185ZM188 164H190V165H188ZM230 164H232V163H230ZM230 164H228V165H230ZM228 165L225 167H228ZM81 166H83V165H81ZM122 167H123V169H122ZM216 167H217V165H216ZM216 167L215 166H214V168L212 167V169H214V171L213 170L211 171L210 176H218V178L220 177L218 179L219 181L224 177L225 178L228 177V179L233 177L230 173L232 172L234 165L230 166V168L228 167L227 169H222L219 166L218 167L220 169L216 168ZM125 168H127V169H125ZM33 169H35V171L39 170L38 172L42 173V176H44L43 181H45V182L41 181L42 182L41 184H37V183H34V181L32 180V177L30 179L29 176L35 172V171L32 172ZM209 169L210 168H208V170ZM228 170H229V172H228ZM197 171L198 172L201 171L200 168ZM138 172H140V173H138ZM203 172L206 173V170H204ZM225 174L229 175L230 177L226 176ZM111 175H112V173H110L109 177ZM221 176H222V178H221ZM49 177H50V179H49ZM98 178H100V177H98ZM136 178H138V177H136ZM143 178H144V180H143ZM240 178H243V177H240ZM99 180H102V179L100 178ZM241 180L243 181V179H241ZM181 181L195 185V181L192 180L191 178H181ZM237 186L233 191L234 192L236 191L235 194L237 195V197L239 195L238 201H235V202H237L240 205L241 202L243 203V200H241V199H244V198H241L242 197L241 195H244V194H242L241 192L238 191ZM261 186L264 188V185H261ZM108 188H110L111 190ZM122 188H124L123 191H122ZM254 188H255V186H254ZM257 188H256V191H254L255 189L253 190L254 192L252 191V194L254 195L252 197L255 198V200L257 199L256 200V201H258L257 203H260L261 206H263L264 205V191H263L264 189L260 188V190H258L259 188L258 189ZM113 190L117 191L116 195H115V193H113V194L110 193L111 191L113 192ZM27 191H28V193L30 192V194H27L26 193ZM119 191L121 193H119ZM237 191H238V193H237ZM117 193H119V194H117ZM240 193H241V195H240ZM224 196H226V198ZM30 197L31 198H28V199H32V196H30ZM93 197H95V198L93 199ZM244 197H245V195H244ZM90 198H92V199H90ZM105 198H107V199H105ZM68 199H70V198H68ZM89 199H90V201H88ZM102 199H104V201ZM188 199H190V200H188ZM227 199H228V201L230 200L233 202L230 203V201L228 202ZM57 200L59 202H57ZM82 200H84V201H82ZM98 200H100V201L102 200L101 202H103V203H101ZM97 201L99 202L98 204H97ZM261 201H263V202H261ZM242 203H241V206H242ZM262 203H263V205H262ZM103 204L106 206V208L104 206V209H102ZM232 204H234V205H232ZM241 206H239V207H241ZM186 207H187V209H186ZM124 209H122L121 212H123ZM26 210H27V212H26ZM163 210H166V211H163ZM87 212H88V214H87ZM48 217H54V218L58 219L59 221L55 220L56 221L55 224L53 223V225L51 224V226H48L46 223ZM203 219H205L206 222H204L205 220H203ZM174 222H176V223H174ZM263 223H264V221L261 223H256L257 225L256 224H252V226L247 225V226H245V228H246L245 229L244 226L242 224H240V221L237 222V219H236V221L234 220V222L232 220V222L230 221V222L226 223L224 228L226 229V231L230 235L234 236L233 237V243L235 245L233 244V246H236V245L242 243V241H239L240 239L245 241V238L246 239H248V238L251 239L253 237L258 238L259 235H261L258 232V230H259V228L264 227ZM150 224H151V226H153V225L156 226L157 223L148 222L147 220H145L141 216L136 223H132V224L128 225V223H126L124 221V225H126V228L123 231L117 230V232L115 231V233L114 232H112V234L110 233L112 241L114 242L113 245H110V248L112 246H115L116 250L118 252H120L121 255L123 256V259L122 260H113L112 256L114 255V253H112L111 251H110V254H108V255L102 254L99 251L97 253L98 259L95 257L93 259L95 264H136L137 262L134 259V257L136 256V253L134 252L133 248H131L132 246L129 245L128 243H126L127 245H125V242L126 241L132 242L131 239H134V238L140 239V237H142V235L145 232H147V231H149V229H151V227L149 226ZM239 224L243 226V229L240 228L242 226L239 227ZM157 226H159V225L157 224ZM254 233L255 234L257 233V234L255 235ZM77 235H79V237H78L79 240L77 239ZM235 238H237L238 240ZM259 238H261V236ZM250 239L245 241V243L248 242ZM59 241L62 242L61 240H59ZM203 241H205V242H203ZM147 242H148L149 247L154 246L155 248L160 249V251L152 257V264H181L179 261V258H177V255L175 253V250L178 248V246L182 245V242L179 241L177 239V237L172 238L171 241L167 240L165 242L161 239V237H157V236L155 237L154 236L153 238H151L149 240H145V243H147ZM237 242H239V243H237ZM196 244L192 243V246H191V244H188L190 246L189 247L187 246V247L189 248V250L191 252L194 253V251H196V249L198 248ZM223 244H221V245H223ZM244 244L243 245L240 244V246L242 245L241 248H243ZM245 245H248V243H246ZM240 246H238V247L236 246L234 248L238 249ZM241 248H239L238 251L236 249L235 252L236 253L240 252V257L242 256V259L250 258L253 251H256L255 248L252 247V245H251V247H249V245L244 246V249H241ZM246 248H249V249L252 248L251 249L252 251H249V249H246ZM50 249L51 250L47 249L48 253H50L54 256L60 255V253H59L60 249L59 248H53V249L50 248ZM52 250H53V252H52ZM55 250H58V252L56 253ZM238 255H239V253H238ZM215 256H214L213 260L216 259L217 262L218 261L220 262L221 260H220L219 256H217V254Z\"/></svg>",
	"mask_w": 264,
	"mask_h": 264
},
{
	"label": "clouds",
	"instance_id": "9594fccd",
	"mask_svg": "<svg viewBox=\"0 0 264 264\" xmlns=\"http://www.w3.org/2000/svg\"><path fill=\"white\" fill-rule=\"evenodd\" d=\"M163 2L164 0H56V7L59 10L54 18L60 25L63 50L81 57L85 64V71L88 70L87 64L91 61L92 65L98 67L102 73L111 68L113 63H119L124 67L125 73H128L131 69V55L130 49L128 55L124 54L125 44L134 38L136 18L145 8L149 12L159 14L158 10ZM238 2L242 5H264V0H238ZM139 27L140 33L145 34L142 21ZM114 31H118L121 37L116 43H113L110 38V33ZM117 54L119 59H116ZM132 75L134 79L128 83L133 92L151 91L153 85L145 77L136 74L134 70ZM146 107L148 112L153 111L151 105ZM163 111L164 109H159L160 113ZM136 115L128 118L136 119ZM162 122V119L155 120L149 126V131L156 134ZM244 127L247 129V124ZM233 143L238 146L250 144L251 148L243 158L241 153L237 152L235 158L228 157L214 162L222 167L231 159L234 168L230 174L237 181L238 191L251 195L254 186L264 184V143L258 142L255 133L248 131L243 136L235 137ZM211 155L212 152H207L200 159ZM116 159L113 157V162H106L101 166L104 169L102 180L107 177L112 183L119 181ZM108 169H112L110 177ZM240 177L244 178L242 182L239 180ZM3 224V218L0 217V264H95L93 258L98 259L99 251H111L114 253L113 260L123 259L115 246L110 248V245L114 243L110 233L94 236L93 244L83 247L72 241L60 242L58 236L52 231L43 235L40 240L32 238L33 229L24 228L23 231H18L19 226L16 229H10L9 234L4 235ZM248 243L252 244L256 250L252 253L248 264H264V234H261L259 239L253 237ZM49 248H59L60 255L54 256L48 253ZM159 251V248L134 249L136 253L134 259L137 264H152V257ZM249 251L252 250L249 249Z\"/></svg>",
	"mask_w": 264,
	"mask_h": 264
}]
</instances>
